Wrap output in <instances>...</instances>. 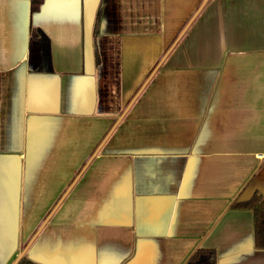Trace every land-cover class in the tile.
<instances>
[{
  "label": "crops",
  "instance_id": "1",
  "mask_svg": "<svg viewBox=\"0 0 264 264\" xmlns=\"http://www.w3.org/2000/svg\"><path fill=\"white\" fill-rule=\"evenodd\" d=\"M255 192L264 0H0V264H264Z\"/></svg>",
  "mask_w": 264,
  "mask_h": 264
},
{
  "label": "trees",
  "instance_id": "2",
  "mask_svg": "<svg viewBox=\"0 0 264 264\" xmlns=\"http://www.w3.org/2000/svg\"><path fill=\"white\" fill-rule=\"evenodd\" d=\"M40 0H36L39 3ZM101 8H99L96 22L95 30H98ZM40 44H41V69L50 70V44L49 40L42 33L40 34ZM235 209H247L252 211L254 216V234L255 243L258 248L264 249V194L255 192L248 200H237L232 205ZM15 264H33L26 254L19 257ZM184 264H218L217 252L213 248L199 247L193 251V253L188 257Z\"/></svg>",
  "mask_w": 264,
  "mask_h": 264
},
{
  "label": "water",
  "instance_id": "3",
  "mask_svg": "<svg viewBox=\"0 0 264 264\" xmlns=\"http://www.w3.org/2000/svg\"><path fill=\"white\" fill-rule=\"evenodd\" d=\"M23 254H20V256H22ZM19 259V257L16 259V261L14 262V264L17 262V260Z\"/></svg>",
  "mask_w": 264,
  "mask_h": 264
},
{
  "label": "rangeland",
  "instance_id": "4",
  "mask_svg": "<svg viewBox=\"0 0 264 264\" xmlns=\"http://www.w3.org/2000/svg\"><path fill=\"white\" fill-rule=\"evenodd\" d=\"M21 252V251H20Z\"/></svg>",
  "mask_w": 264,
  "mask_h": 264
}]
</instances>
